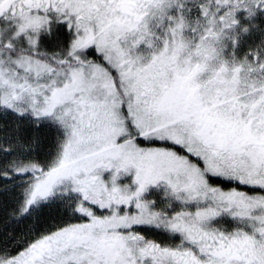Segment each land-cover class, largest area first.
I'll use <instances>...</instances> for the list:
<instances>
[{
    "label": "snow or ice",
    "instance_id": "1",
    "mask_svg": "<svg viewBox=\"0 0 264 264\" xmlns=\"http://www.w3.org/2000/svg\"><path fill=\"white\" fill-rule=\"evenodd\" d=\"M0 264H264V0H0Z\"/></svg>",
    "mask_w": 264,
    "mask_h": 264
}]
</instances>
